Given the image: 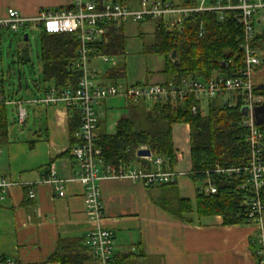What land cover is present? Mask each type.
I'll use <instances>...</instances> for the list:
<instances>
[{"label":"crops","instance_id":"0c3cea01","mask_svg":"<svg viewBox=\"0 0 264 264\" xmlns=\"http://www.w3.org/2000/svg\"><path fill=\"white\" fill-rule=\"evenodd\" d=\"M70 2L0 0V17L12 9L24 18H34L42 11L53 13L64 9ZM139 2L130 0L129 6L137 8ZM28 29L33 31L38 27L29 26L14 33L19 35V44L14 50L8 47L6 71L2 68L6 109L9 104L16 108L15 103L19 101L27 118L24 124L19 125L15 111L11 118L7 111V137L6 141L0 142V179L8 185L4 192H0V256L13 259L18 264H60L50 261L59 241L82 240L93 223L86 217L84 189L77 180L78 165L69 154L68 108L62 102L49 107L36 103L45 96L46 88H52L41 84V64L35 75L37 79L29 76L30 84L27 83L23 68L32 65ZM123 34L126 37L125 64L129 47L133 50L141 43L146 50L152 46L154 23L126 24ZM9 36L6 30L0 32L1 67L2 44ZM143 52L138 51L136 55ZM146 53L147 57H138L148 60L146 67L138 66L133 70L127 69L129 67L125 64L123 84L155 85L167 81L164 56ZM98 61L101 60H90V66L98 71L97 83L109 84L104 80L105 70H101ZM263 65L264 61L253 76L255 86L261 92L264 91ZM12 77L17 78L16 91L12 93V98L17 100L5 94L6 84H11ZM205 106L203 103V110ZM128 109L129 103L119 97L96 105L99 120L94 137L113 134L117 121L129 114ZM188 135L187 125L173 126L176 163L165 171L170 170L177 175L174 185L144 187L126 178L105 176L103 167L98 168L103 207L101 224L112 233L114 257L129 255L123 264H257L256 225H225L221 216L200 218L196 215L195 197L200 187L189 176ZM142 159L151 162L152 157ZM50 166L54 167L58 178L66 182L63 197H58L53 187L46 183ZM138 167L139 164L135 163L131 168ZM151 169H154L152 162ZM29 191L34 194L31 200L27 197ZM180 200L187 202L190 209L185 211L184 207L177 206ZM83 264L98 263L88 258Z\"/></svg>","mask_w":264,"mask_h":264},{"label":"trees","instance_id":"16d2710c","mask_svg":"<svg viewBox=\"0 0 264 264\" xmlns=\"http://www.w3.org/2000/svg\"><path fill=\"white\" fill-rule=\"evenodd\" d=\"M97 9L105 2L129 6L130 0H93ZM182 7H195L198 0H158ZM216 0H207L206 5ZM154 23V40L145 51L163 55L167 81L163 84H178L182 78L192 77L208 80L214 72H231L241 66L243 54L240 50L241 27L234 22L231 12H224L218 20L214 12H193L183 20L181 28L169 29L162 20ZM129 24V23H127ZM126 24L115 26L113 23L102 25L103 34L94 43L88 44V58L102 56L116 60L114 66L104 72V80L109 84H120L125 77L126 37L123 29ZM40 39L41 84L50 85L59 95L67 89H75L81 76L76 68L81 43L75 33L47 34L38 28ZM263 52L264 25L256 35L253 44ZM176 52L177 64L170 60ZM231 64L227 65V62ZM3 72V69H2ZM4 75V74H3ZM50 88H46L45 93ZM220 100L202 103L188 96L178 105L129 103V114L120 118L111 135L103 134L95 139V147L101 152L103 167L117 169L131 168L135 163L146 172L151 171V162L138 158L136 151L148 149L152 158L163 160V169H171L176 163V150L172 140L174 125H187L189 128L190 178L197 184L209 178L216 193L206 195L196 192L195 213L198 217L221 216L223 224L236 225L247 223L248 201L250 195L239 190L240 178L220 177L215 174L220 169H243L248 160L249 149L245 141L246 130L242 126L244 115L238 106H226ZM195 107L197 112L192 113ZM70 145L75 144V132L79 128V114L69 108ZM204 112V113H203ZM141 118L144 123L138 121ZM7 109L0 103V142L7 137ZM264 135V123L257 126ZM167 186V185H164ZM203 186V185H202ZM264 204V192H263ZM180 208L189 210V204L178 202ZM180 212L182 210L180 209ZM83 240L62 239L50 261L60 264H83L91 258L83 245ZM129 255L114 257L112 264H123Z\"/></svg>","mask_w":264,"mask_h":264},{"label":"built area","instance_id":"2783aa9c","mask_svg":"<svg viewBox=\"0 0 264 264\" xmlns=\"http://www.w3.org/2000/svg\"><path fill=\"white\" fill-rule=\"evenodd\" d=\"M70 5L55 12L42 11L34 18H24L17 11L8 9L4 17H0V32L17 33L29 26L42 28L47 34L75 33L81 46L78 51L76 68L81 76L75 89H67L57 95L53 88L36 103L49 107L62 102L68 109L75 108L79 114V128L74 134L75 144L70 145L69 154L78 165L77 180L83 186V201L88 221L93 223L83 240V245L91 259L98 264H112L114 259V240L112 233L102 226L103 207L101 192L98 185L99 167H103L100 150L95 147L94 131L98 124L95 106L109 98L119 97L126 103L172 104L178 105L188 96L195 101L206 104L211 100H220L223 105L233 107L240 104L247 111L242 126L246 130L245 141L249 154L247 164L243 169H220L215 174L222 177L240 178L239 190L250 195L247 224L258 228V249L255 252L257 264H264V135L257 129L254 109L264 103V91H258L254 83L255 71L262 65L263 52L252 44L264 25V0H216L212 5H206L207 0H198L195 7H182L158 0H140L137 8L127 5L105 2L101 9L93 0H70ZM197 12H214L218 20L223 19L224 12H231L234 22L241 27L240 50L243 58L241 66L231 72H214L208 80L182 78L178 84L155 85H125L99 84L96 77L97 69L90 66L87 45L96 42L103 34L102 25L113 23L115 26L131 23L162 20L169 29H180L181 23L189 14ZM259 28V29H258ZM99 59L109 63L111 58L102 56ZM231 64L228 61L226 66ZM4 76L1 67L0 39V103L5 104ZM16 122L25 123L27 113L22 103L17 101ZM196 113L195 107L191 109ZM1 153V150H0ZM154 169L146 172L142 168L103 167V175L111 178H126L142 184L144 187L174 185L177 175L163 169L161 158H152ZM46 183H49L58 197H63L66 182L59 179L54 167L48 169ZM8 187L5 180L0 179V192ZM199 191L206 195L215 194L216 188L205 179ZM28 199L34 197L28 192ZM0 264H18L13 259L0 256Z\"/></svg>","mask_w":264,"mask_h":264},{"label":"rangeland","instance_id":"374dc122","mask_svg":"<svg viewBox=\"0 0 264 264\" xmlns=\"http://www.w3.org/2000/svg\"><path fill=\"white\" fill-rule=\"evenodd\" d=\"M27 32H29V46H28V49L30 50V54H31L30 56H31V63H32V65L29 64V66L27 68H23V71L25 72V74L27 76V80H28L27 83L30 84V79H28V77L31 76V79H33V80L34 79H37V78H35V75H36V73H38V70L40 68V59H39V55H40V39H39V32H38V30L33 29V31H31V30L28 29ZM9 34H10L9 38H7L6 40H4V42L2 44V57H3V60H2V68L4 69V71H6L5 70L6 69V59H5V55H6V52L8 50V47L10 46L11 47V50H14L16 48L17 44H19V39H20L18 34H14L12 32L9 33ZM144 43L146 44L147 41L145 40ZM133 50L130 49V47H129V50H128L129 52L127 51V53H126L127 54V56H126L127 59H126V63L125 64H126V67L127 66L129 67L127 69L136 70L138 66L139 67L140 66L146 67L147 65H149V62H148L147 59L141 60V59L138 58V57L145 58V57L148 56V54L143 49V46H142L141 43H140L139 46H137V48H135ZM138 51H139V53L141 51H144L145 53L143 52L142 54H138V55H140V56H138V55H136V53H138ZM134 57H136V58H134ZM115 62H116V60H110L109 63H104L102 61H98L101 70H106L108 68H111V66H113V64H115ZM143 69H145V68H143ZM11 81H12L11 84H8V82L6 84L5 94L10 99L17 100L15 98H12V96H13L12 93L14 94L15 91H16L17 78L12 77L11 78ZM13 83H14V85H13ZM22 83L25 84V81L22 80ZM120 83H122V82H120ZM15 109L16 108L13 107L12 105H10V104L7 105V111H8V117L9 118H11L13 116V113H14L13 110L15 111V116H16V110ZM203 111L205 112V109ZM138 121H141V118H139ZM141 122L144 123L143 120ZM197 185H198V187H201L203 185V183H200V184H197Z\"/></svg>","mask_w":264,"mask_h":264},{"label":"water","instance_id":"95a60500","mask_svg":"<svg viewBox=\"0 0 264 264\" xmlns=\"http://www.w3.org/2000/svg\"><path fill=\"white\" fill-rule=\"evenodd\" d=\"M170 60L173 62L174 65L177 64V59H176V52H172V54L170 55ZM262 87H259V89ZM242 113L245 116H247V111L245 109H241ZM255 123L257 126L261 125L262 123H264V103L261 104L259 107H256L254 109V118ZM136 156L138 158H150L151 157V153L148 149L142 148L139 149L138 151H136Z\"/></svg>","mask_w":264,"mask_h":264}]
</instances>
